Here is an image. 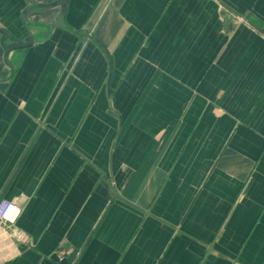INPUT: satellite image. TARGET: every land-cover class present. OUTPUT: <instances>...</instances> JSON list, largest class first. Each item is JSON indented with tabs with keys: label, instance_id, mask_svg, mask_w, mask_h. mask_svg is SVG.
<instances>
[{
	"label": "crops",
	"instance_id": "1",
	"mask_svg": "<svg viewBox=\"0 0 264 264\" xmlns=\"http://www.w3.org/2000/svg\"><path fill=\"white\" fill-rule=\"evenodd\" d=\"M56 1L0 0V264H264V0Z\"/></svg>",
	"mask_w": 264,
	"mask_h": 264
},
{
	"label": "built area",
	"instance_id": "2",
	"mask_svg": "<svg viewBox=\"0 0 264 264\" xmlns=\"http://www.w3.org/2000/svg\"><path fill=\"white\" fill-rule=\"evenodd\" d=\"M18 207L17 205L7 199H0V222L3 224L13 225L15 218L18 215ZM19 237V236H18ZM65 255V250L61 249L57 253V258L61 260Z\"/></svg>",
	"mask_w": 264,
	"mask_h": 264
},
{
	"label": "water",
	"instance_id": "3",
	"mask_svg": "<svg viewBox=\"0 0 264 264\" xmlns=\"http://www.w3.org/2000/svg\"><path fill=\"white\" fill-rule=\"evenodd\" d=\"M65 1H66V0H57L56 2H57L58 4H64ZM31 43H32V39L29 38V39L27 40V42H25V43H14V44H12V45H10V46H6L4 49H5L6 52H8V51H10V50H12V49H14V48H16V47H27V46H29Z\"/></svg>",
	"mask_w": 264,
	"mask_h": 264
}]
</instances>
